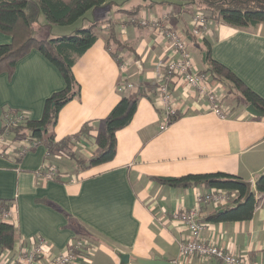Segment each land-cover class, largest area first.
I'll return each mask as SVG.
<instances>
[{"label": "crops", "instance_id": "1", "mask_svg": "<svg viewBox=\"0 0 264 264\" xmlns=\"http://www.w3.org/2000/svg\"><path fill=\"white\" fill-rule=\"evenodd\" d=\"M195 14H204L200 3L172 0H105L74 24L62 27L49 24L42 14L39 26L49 29L53 37L94 25L96 42L72 68L80 95L60 109L49 134L60 141L85 123L91 129L89 137L73 138L68 150L56 151L49 161L44 160V145L26 152L19 162L15 158L20 154H12V148L7 157L0 156V200L14 202L4 220L14 224L18 233L12 253L41 238L48 256L63 252L71 243L84 242L76 264H119V254L128 255L127 264L154 257L175 264H223L212 258L182 256L179 245L188 232L173 218L175 212L195 206L196 196L210 188L168 187L152 177L224 172L240 177L255 192L264 173V116L248 113L249 103L237 100V95L206 73L225 113L224 118L218 117L206 97L175 76L170 87L176 116L161 130L157 83L167 63L177 56L164 33L174 30L194 41L188 50L198 71L206 69L207 41L211 58L264 100V23L239 29L208 20L207 34L195 38L190 36ZM140 16L148 20L147 25L131 21ZM99 21L103 30L97 32ZM114 38L127 47H117ZM10 42V36L0 33V45ZM121 64L127 65L124 72ZM123 82L132 87L120 92L117 88ZM64 86L59 71L33 49L16 62L11 76L0 73V117L1 107H8L38 120L45 100ZM123 95L136 97L137 106L131 122L116 133L115 157L96 167L76 169L69 152L86 158L97 151L101 122ZM62 152H68L74 171L56 161ZM45 166L68 172L70 178L48 179L49 170L41 172ZM216 209L211 204L201 206L202 239L254 264H264V194L257 195L254 214L247 221H206Z\"/></svg>", "mask_w": 264, "mask_h": 264}, {"label": "trees", "instance_id": "2", "mask_svg": "<svg viewBox=\"0 0 264 264\" xmlns=\"http://www.w3.org/2000/svg\"><path fill=\"white\" fill-rule=\"evenodd\" d=\"M200 3L204 17L214 22L225 23L235 28L253 27L264 23V0H182ZM105 0H0V33L11 37V42L0 45V73L11 76L16 62L35 49L42 54L61 74L64 88L53 93L45 100L40 119H30L24 111L1 107L0 125V156L7 157V150L12 148V154L18 153L15 159L21 161L22 156L44 145L46 153L44 160L49 161L56 151L68 150L73 138L89 137L91 127L83 124L73 136L55 141L49 134L57 123L60 109L80 95V84L74 77L73 65L97 40L93 31L94 25L78 28L68 34L53 37L50 34L40 38L38 29L34 27L42 13L49 24L68 26L81 19L84 14L100 7ZM113 37V34H111ZM117 47H127L114 38ZM204 51L206 69L213 78L223 83L237 100L243 99L252 104L264 116V100L256 96L228 68L214 61L210 56V45ZM139 86L143 87L141 82ZM137 106V98L123 95L109 114L101 122L102 130L96 136L97 151L89 157H76L69 152V157L75 161L78 170H85L107 163L116 155V133L126 127L132 120ZM56 182L70 178L68 172L58 169L51 170ZM161 185L174 188L204 186L207 189H223L235 194V199L206 216L209 222H236L250 220L254 214L257 195L264 194V173L256 182L255 192H250L245 182L238 176L224 172L189 174L181 177H152ZM13 201L0 200V257L6 251H13L18 239L17 228L2 217V212ZM23 245V243H22Z\"/></svg>", "mask_w": 264, "mask_h": 264}, {"label": "built area", "instance_id": "3", "mask_svg": "<svg viewBox=\"0 0 264 264\" xmlns=\"http://www.w3.org/2000/svg\"><path fill=\"white\" fill-rule=\"evenodd\" d=\"M132 22L139 25H147L148 20L140 16L133 18ZM153 25H158L156 20H150ZM209 22L204 14H195L193 17L191 37L201 38L208 32ZM164 36L168 39L170 45L176 52V57L169 61L161 79L157 83V93L159 103L163 113V120L160 129L164 130L176 116V110L172 104V92L170 80L179 76L190 87L194 88L200 96L206 97L209 101L210 110L218 117H225L221 108V102L215 89L209 87V78L206 73L198 71L190 57L187 40L179 32L166 30ZM126 64H121V71L126 70ZM211 85V84H210ZM132 84L123 82L117 88L123 92L130 89ZM53 177L52 172H47V178ZM235 199V194L223 189H210L205 193H199L196 196L195 206L184 211L175 212L173 218L179 221L188 232L186 239H183L179 245L182 256H197L202 258H212L221 261L223 264H254L248 259L241 257L225 248L214 243L205 242L201 234L205 228V223L201 218V206L211 204L215 208L228 205ZM9 212H2V217H8ZM84 251V242L77 241L69 244L63 251L51 256L45 254V242L43 239H36L35 243L19 252L12 253L6 251L0 257V264H76Z\"/></svg>", "mask_w": 264, "mask_h": 264}, {"label": "rangeland", "instance_id": "4", "mask_svg": "<svg viewBox=\"0 0 264 264\" xmlns=\"http://www.w3.org/2000/svg\"><path fill=\"white\" fill-rule=\"evenodd\" d=\"M172 1L181 2L182 0H172ZM42 17H43V15L41 14L38 22L34 25V27L38 29V36L40 38H43V37L47 36L50 33L49 29H44L43 27L39 26L40 24H42L41 23V19H44ZM99 22H100L99 26L96 27V29H95L97 32H100V30H103V27H102L103 23L101 21H99ZM83 26H86V25H83ZM55 27H59V26H55ZM60 27H62V26H60ZM192 42H194V41L188 39V41H187L188 47H190V45L193 44ZM193 58H195V56ZM195 60L198 61L197 58H195ZM133 81L138 83V78H134ZM229 97L232 98L231 95H229ZM67 154H68V152L67 153L62 152V154H59L60 157H58V159H56V161L59 162L61 164V166H64V168H66L67 171H71L72 172V171H74L75 165H74L73 161H70V159L68 158ZM76 169H78V168H76Z\"/></svg>", "mask_w": 264, "mask_h": 264}, {"label": "water", "instance_id": "5", "mask_svg": "<svg viewBox=\"0 0 264 264\" xmlns=\"http://www.w3.org/2000/svg\"><path fill=\"white\" fill-rule=\"evenodd\" d=\"M139 81L140 82L142 81L141 77L139 78ZM246 111L255 116L262 115V113L259 110H257L252 104L247 105ZM128 258L129 257L126 254H119V264H127ZM136 262L140 264H175L174 262L163 260L158 257H154L151 260L137 259Z\"/></svg>", "mask_w": 264, "mask_h": 264}]
</instances>
